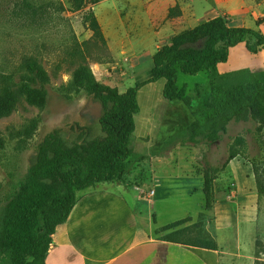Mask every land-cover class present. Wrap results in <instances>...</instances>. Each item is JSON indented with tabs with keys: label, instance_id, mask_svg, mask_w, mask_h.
<instances>
[{
	"label": "rangeland",
	"instance_id": "1",
	"mask_svg": "<svg viewBox=\"0 0 264 264\" xmlns=\"http://www.w3.org/2000/svg\"><path fill=\"white\" fill-rule=\"evenodd\" d=\"M85 1L81 9L73 11L71 0H0V91L2 76L8 85L22 83L21 63L28 56L34 57L48 76L43 84L36 83L46 93L42 106L31 105L20 96L15 109L0 118L4 140L0 150V208L25 174L29 155L46 133L64 129L73 121L84 123L85 118L93 119L99 113V107L82 88L70 85L72 70L82 61L71 55L74 43L82 49L95 79L122 92L150 75L153 56L151 59L149 54L154 47L170 43L174 35L203 21L223 16L229 25L264 32V0ZM89 13L98 22L101 36L90 27ZM229 55L217 68L220 83L247 80L264 70V48L251 53L238 44ZM210 80L209 70L196 74L178 70L177 74V84L184 87L193 108L208 94ZM164 83L160 78L137 93L141 110L135 114V122L140 126L142 118L153 116L154 122L148 124L153 127V140L137 146L135 138H130L128 170L112 182L123 181L125 185L127 181L131 188L128 195L141 196L143 202L137 208L143 217L148 206L153 213L154 203L160 225L185 216L192 217L187 222L190 224L203 214L204 224L178 235L184 239L215 238L223 252V264H259L257 260L264 264V195L263 203L260 201L264 191L258 192L255 180L257 175L264 190V118L232 120L227 132L215 142H174L161 152L160 144L186 130L193 119L181 100L163 97ZM231 153L236 156L228 159ZM160 159L162 162L157 163ZM153 167L158 181L152 178ZM204 170L213 177L216 192L211 210L204 209V196L198 189L185 193L188 179L178 182L187 175L195 176L191 177L195 183L203 180ZM154 181L161 186L155 187ZM105 187L114 189L112 184ZM151 191L156 193L149 195ZM158 228L151 224L149 236L163 238L170 232Z\"/></svg>",
	"mask_w": 264,
	"mask_h": 264
},
{
	"label": "trees",
	"instance_id": "2",
	"mask_svg": "<svg viewBox=\"0 0 264 264\" xmlns=\"http://www.w3.org/2000/svg\"><path fill=\"white\" fill-rule=\"evenodd\" d=\"M85 2L71 0V9L79 10ZM88 15L94 34L101 36L98 22L91 13ZM239 43H243L248 52L258 53L264 48V32L248 26L229 25L223 16L203 21L174 35L170 43L162 44L153 55L150 75L122 92L95 79L82 49L74 43L71 55L82 61L72 70L70 85L82 88L99 107V113L93 119L85 118L84 123L73 121L64 129H52L29 155L25 174L0 208V264H45L51 236L69 217L77 201L76 192L96 183L120 179L128 170L134 115L140 111L137 93L142 86L164 78L163 97L181 100L193 116L186 130L164 141V148L174 142H215L227 132L232 120H246L249 116L262 120L264 70L236 83L217 81L220 75L217 65L226 62L230 49ZM21 67L24 74L22 83L17 86L8 85L6 78L1 77L0 118L15 109L20 96L31 105L44 104L45 90L36 83L48 80L46 71L32 56L23 59ZM178 70L186 74L201 70L211 73L209 92L199 106L193 108L190 98L184 95V87L178 86ZM3 146L0 134V150ZM235 156L231 153L228 159ZM202 177L204 209L211 210L213 177L208 170H204ZM255 180L258 192H263L257 175ZM204 219L203 214H199L198 221L186 226L183 225L192 220L191 216L162 225L158 230L170 229V232L160 239L217 250L215 238L184 239L178 235L201 226ZM152 221L156 222L154 214ZM257 263L262 264L259 260Z\"/></svg>",
	"mask_w": 264,
	"mask_h": 264
},
{
	"label": "crops",
	"instance_id": "3",
	"mask_svg": "<svg viewBox=\"0 0 264 264\" xmlns=\"http://www.w3.org/2000/svg\"><path fill=\"white\" fill-rule=\"evenodd\" d=\"M154 36L156 31L153 29V43ZM157 48L154 47L153 52L149 54L151 59ZM220 64L217 65L218 70ZM153 122V116L142 118L140 126L135 122L131 139L135 138L137 146L153 140L150 134L153 127L149 126ZM164 141L160 144L161 152L169 149L163 147ZM161 162L160 159L157 163ZM156 170V167H153V180L157 178L154 176ZM186 177L178 179V182L189 180L185 193L191 189L202 192L203 180L195 183L196 180H191V177L195 176ZM105 183L109 182L96 183L79 190L69 217L51 236L52 241L45 264H223L221 259L223 252L218 243L217 250H214L149 236L151 224L159 227L166 224L160 225L157 220L156 223L152 221V214L156 215L154 203L153 213L148 206V213L143 217L142 211L137 208L143 199L139 194L128 195L131 188L126 185L127 181L125 185L123 181ZM185 183L187 182L179 184ZM111 184L114 189L105 187ZM153 184L155 187L161 186L160 182L159 185L155 181ZM263 195H260L261 203ZM131 197L134 201H131ZM214 199L216 200V192ZM186 225L189 223L184 224Z\"/></svg>",
	"mask_w": 264,
	"mask_h": 264
},
{
	"label": "built area",
	"instance_id": "4",
	"mask_svg": "<svg viewBox=\"0 0 264 264\" xmlns=\"http://www.w3.org/2000/svg\"><path fill=\"white\" fill-rule=\"evenodd\" d=\"M151 194H153V192H152V191L149 193V195H151Z\"/></svg>",
	"mask_w": 264,
	"mask_h": 264
},
{
	"label": "clouds",
	"instance_id": "5",
	"mask_svg": "<svg viewBox=\"0 0 264 264\" xmlns=\"http://www.w3.org/2000/svg\"><path fill=\"white\" fill-rule=\"evenodd\" d=\"M65 79L67 80V77H65Z\"/></svg>",
	"mask_w": 264,
	"mask_h": 264
}]
</instances>
